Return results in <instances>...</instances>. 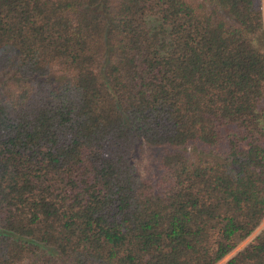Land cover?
<instances>
[{
    "label": "trees",
    "instance_id": "trees-1",
    "mask_svg": "<svg viewBox=\"0 0 264 264\" xmlns=\"http://www.w3.org/2000/svg\"><path fill=\"white\" fill-rule=\"evenodd\" d=\"M262 22L0 0V264H264Z\"/></svg>",
    "mask_w": 264,
    "mask_h": 264
},
{
    "label": "rangeland",
    "instance_id": "rangeland-1",
    "mask_svg": "<svg viewBox=\"0 0 264 264\" xmlns=\"http://www.w3.org/2000/svg\"><path fill=\"white\" fill-rule=\"evenodd\" d=\"M261 8H262V16H263V22H262V27L263 28H262L261 33L256 37L255 42L258 43L259 45L263 46V49H264V0H261ZM140 148H142V147L139 146V149ZM137 150L138 149H136V151ZM143 155H144V159H146L147 158V152L143 153ZM263 223H264V219L260 222V224L247 237H245L244 239L240 240L236 244V246L232 249V251L236 250V248H238L240 245H242V244H244L246 242H250L254 238V236L258 232V230L261 228ZM221 262H222V260H220V261H218V262H216L214 264H220Z\"/></svg>",
    "mask_w": 264,
    "mask_h": 264
}]
</instances>
